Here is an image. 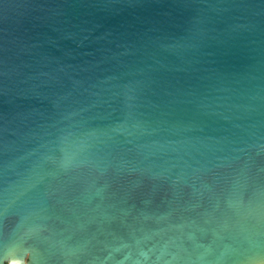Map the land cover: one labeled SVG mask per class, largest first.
I'll return each instance as SVG.
<instances>
[{
    "label": "water",
    "instance_id": "obj_1",
    "mask_svg": "<svg viewBox=\"0 0 264 264\" xmlns=\"http://www.w3.org/2000/svg\"><path fill=\"white\" fill-rule=\"evenodd\" d=\"M0 264H264V0H0Z\"/></svg>",
    "mask_w": 264,
    "mask_h": 264
}]
</instances>
